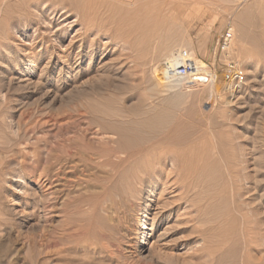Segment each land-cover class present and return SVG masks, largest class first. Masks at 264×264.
<instances>
[{
    "label": "rangeland",
    "instance_id": "rangeland-1",
    "mask_svg": "<svg viewBox=\"0 0 264 264\" xmlns=\"http://www.w3.org/2000/svg\"><path fill=\"white\" fill-rule=\"evenodd\" d=\"M131 1L132 4L123 0H83L85 7L81 6L82 11L76 7V11L71 9L69 4L72 1H69V6L49 2V5L32 4L29 16L13 10L10 15L6 14L7 18L2 22L0 106L5 110L0 114V140L11 139L15 144L3 146L0 141V148L4 147L7 152L1 154L0 151V264H63L68 261V264H92V259L88 261L92 258L90 254L69 260L64 254L65 246L55 243L56 232L59 235L64 233L62 229L74 222L65 218L67 214H60L61 204L59 212L51 213L53 216L50 217L36 205L38 203L33 199L32 192L41 191V187L36 183V174L32 173L33 162L40 159L41 169L47 165L44 158L49 151L63 150L68 144L74 149L73 154L79 150L89 154L97 149L103 141L94 134L98 127L94 124L97 121L92 109L117 111L121 103L125 107H137L140 100L151 94L147 93L150 86L154 84L157 87L158 79L161 82L167 80V84L179 83L180 87L174 93L183 94V101L178 104L181 108L176 106L171 109L177 116L174 123L178 127L176 134H181L185 127L190 128L195 150L203 155L199 168L190 170L191 175L197 177V191L201 197L199 238L188 236V232L180 234L175 231L168 237L171 241L167 238L168 242L165 240L157 245L159 252L156 249L152 253L139 254L138 246L134 244L137 238L132 235L130 239H133L124 246V252L130 258L129 264H264V211L253 214L252 208L257 207L254 202L249 205L244 203V211H237V204L233 202L237 189L231 181L234 171L238 170L239 191L244 190L243 197L237 196L239 202L247 201L254 195L256 191L250 189L257 181L264 189V0ZM205 6L214 10L203 14ZM233 6L241 9L234 12ZM87 12L92 21H98H93L97 25L92 26L94 29L87 30L85 27L82 15ZM99 23L106 25L100 31ZM229 29L234 34L235 44L230 55L246 72V77L238 86L224 79V66L219 57L220 36ZM179 33L180 37L177 36ZM85 35L88 37L81 45L79 39ZM133 37H137V42ZM161 50L159 53H164V57L156 54ZM51 52L56 53L55 59L52 56L54 60L47 62ZM174 53L180 55L175 57L177 65L171 69V62H167ZM154 55L160 58V62L158 57L153 58ZM57 56L71 62V67L63 74L60 73V65L54 64L58 62ZM135 57H138L137 60ZM187 58L196 67V72L180 76L176 68ZM167 75L170 77L166 78ZM216 78L225 82V89L231 87L226 90L224 100L227 103L221 109L215 107L218 102V93L214 92L218 82ZM168 93L171 96L173 91ZM211 97L212 102L215 101L210 105ZM163 108L167 112L166 106ZM25 132L31 134L30 140L17 145L25 141ZM75 145L83 146L77 148ZM79 159V156L74 158L75 162ZM24 160L27 167L21 166ZM79 168L84 169V166L78 167L67 190L71 200L84 199L96 191L94 183L88 179L90 171L80 172ZM82 173L87 174L83 176ZM188 205L183 204V209ZM81 208L86 207L74 209ZM68 221L72 224L68 225ZM91 221H78L80 225L75 226H84L82 232L86 233L82 235L81 244L90 245L94 241L89 230L93 233L94 228L99 227L93 226ZM179 236H183V240ZM103 241L106 247L110 246L107 240ZM105 254L99 255L98 259L93 257V261L101 258L120 264L118 259L109 261ZM192 255L195 260L198 258L195 262L191 261ZM65 258L67 261H64Z\"/></svg>",
    "mask_w": 264,
    "mask_h": 264
},
{
    "label": "bare ground",
    "instance_id": "bare-ground-1",
    "mask_svg": "<svg viewBox=\"0 0 264 264\" xmlns=\"http://www.w3.org/2000/svg\"><path fill=\"white\" fill-rule=\"evenodd\" d=\"M69 1L70 2L72 1V4H69ZM82 1L83 0H0V15H1L0 16V18H1L0 27L3 25L2 22H4V19L7 18L6 14L8 13L10 15L9 12H12L13 10L18 11L19 13H21V15L25 14V15L29 16L31 14V12L29 11V8L32 4H42V3L48 4V2L53 3V4L59 3L58 5L62 4L64 6L70 5L71 9H74V7H76V8H79V10H80L81 6L85 7L84 3L82 4ZM84 1H86V0H84ZM123 1L124 2L129 1V4L133 3V1H131V0H123ZM187 2L189 5V1H187ZM244 3H245V1H244ZM183 4H184V2H183ZM190 4H191V2H190ZM202 5H203V2H202ZM208 5H210V4H208ZM86 6H88V5H86ZM92 7H91V9H92ZM210 7H211V5H210ZM210 7L205 6V8L202 10L203 14L206 13L207 11L209 12V11H211V9H213ZM225 7H226V5H225ZM168 8H172V7H168ZM245 8L246 7H244V9ZM84 9L86 10V8H84ZM238 9H239L238 6L234 7L233 11L235 12ZM23 10H25V11L23 12ZM81 11H82V9H81ZM167 11L168 10H166V12ZM245 11H246V9H245ZM247 12H248V10H247ZM87 13L86 14L82 13L83 14L82 16H84L85 27H87V30H89L91 28L94 29L92 26H94L98 21L96 19L95 20L97 22L93 20L94 22H96L95 24H93L94 22L91 20V17L89 16L90 14L89 13L87 14ZM94 13H96V12H94ZM8 14H7V16H8ZM237 14L243 15V13L240 14V12L239 13L237 12ZM93 15H95V14H93ZM93 15H92V17H93ZM234 16H236V15H234ZM97 19H98V17H97ZM238 19H237V21H238ZM101 20H103V19L101 18ZM243 20H245V18ZM239 21H241V20H239ZM99 22H101L100 19H99ZM102 23H104V21ZM102 23L98 24V30L99 31L102 30V28L104 29V27L106 26V25H104L105 23L104 24H102ZM240 23H242V22H240ZM242 24L244 25V23H242ZM96 26L97 25H95V27ZM210 27H211V25H210ZM95 30H96V28H95ZM134 31H135V28L133 30V33H134ZM87 32H89V31H87ZM87 32H85V33H87ZM184 32H185V30H184ZM123 33H125V32H123ZM147 33L148 32H146V34ZM242 33L243 32H241V34ZM131 34L132 33H130V35ZM174 34H176V33H174ZM145 35H142V37ZM178 35L180 37V33L177 34V36ZM124 36H126V35H124ZM86 37H88V35H85L84 37L82 36V39H79L82 42L81 45L83 44ZM134 37H135V35H134ZM140 38H141V36H140ZM134 39H136L134 41L137 42V37ZM177 39H178V37H177ZM131 41H130V43H131ZM146 41H147V39H146ZM177 41L181 43V41H179V40H177ZM177 41H176V43H177ZM190 41H192V40L190 39ZM139 42H141V41H139ZM141 43H144V42H141ZM174 44H175V42H174ZM174 44H173V46H175ZM186 45H188V44H186ZM189 45H190V43H189ZM232 47H234V46L232 45ZM79 48H81V46ZM186 48L188 49V47H186ZM231 49H233V48H231ZM166 50L168 51V48H166ZM240 51H238V53ZM91 52L93 53V51H91ZM156 52H157L156 54H158L159 52H162V50L156 51ZM232 52H233V50H232ZM234 52H235V50H234ZM161 54L159 53L160 56H161ZM54 55H56V53L51 52L49 61H47V62L53 61L55 59ZM140 55H142V54H140ZM179 55L180 54H178V53H174L171 57V60L170 59L168 60V62H167L168 64H169V61L171 62L170 63L171 69H174L175 65H177L176 58ZM186 55H187V53H186ZM52 56L54 59L52 58ZM146 57H147V55H146ZM157 57L158 56L156 55L153 58H157ZM163 57H164V55H163ZM236 57H239V56L236 55ZM137 58H136V60H137ZM141 59H142V57H141ZM157 59H155V60H157ZM56 60L58 62H56L54 64L58 65V66L60 65L59 69H60L61 74H63L66 70H68L71 67L70 66L71 62L63 56L62 57L57 56ZM158 60H159L158 62H160V58ZM59 61H60V63H59ZM143 61H145V60H143ZM185 61L190 62L189 58H187ZM147 63H148V61H147ZM149 64H147V67ZM155 64H157V61ZM139 65H141V64H139ZM143 66H144V63H143ZM155 68H154V70H155ZM144 69H145V67H144ZM117 71H119V70H117ZM42 74H44V73H42ZM167 77H170V76L167 75L166 78ZM161 78H162V75H161ZM28 79L30 80V77ZM172 79H173V77H172ZM216 79L218 80V82H217V87L215 88L214 92H216V94L218 93L217 94L218 95V97H217L218 102L216 103L215 107L216 108L219 107L218 109H221L222 106H224L227 103L224 100V97H225L224 95H226V90H228V89L230 90L231 87L228 89H225L226 88L225 87L226 85H224L225 82L220 78H216ZM24 80H26V79H24ZM168 80L170 82V79H168ZM134 84H136V83H134ZM156 84H157V87L154 84H152L154 87L151 88L152 85L150 86V92L148 91L147 93H151V94H149L145 100H140V103L137 107H132V106H130V107L126 106L125 107L121 103L120 104L121 106L117 107V111L116 110L100 111L96 108L94 110L91 108L93 111L92 113L95 117L94 119H95V121H97L94 124L96 127H98V128L94 127L95 130L97 129L94 132V134L99 139H101L103 141V145H99L97 147V149L95 148L96 150L93 149V151H91L89 154L88 153H80V150L78 151V149H76V147L81 148L83 145L81 147L75 145L76 146L75 149L78 152L75 151L76 153L73 154L74 149L72 150L71 146H69V144H68V146L65 145L66 147L63 150H58V151H55L53 153L51 151H49V153L46 154V158H44V159H46L45 161L47 162V163H45V165L46 164L47 165L42 167L41 169H40V163H39L40 159L37 158V160H35L33 162L35 164L34 165L35 167H34V170L32 171V173L34 175L36 174L35 177L37 176L36 177L37 181L36 180L35 181L41 187V191L37 192L35 190L34 193L32 192V195H34V196L31 195L32 197H34L33 199L38 203L36 205L37 206L39 205L42 209L41 211L44 212L46 215H49V217H50V216H53L52 214H55L56 211L59 212L58 208L60 207V204H61V205H63V207L61 206L62 208L61 207L60 208L62 209L61 212H63V213L60 212V214H65V215L67 214L66 215L67 217H65V218H68L69 221L74 222L73 225H71L72 223L68 221V223H70L68 225H71V226H69L68 228L66 227V229L64 228L65 230L62 229V231H64V233H62L60 235L56 232V238L55 239L53 238L55 240V243L61 244L62 246H65V249H64V247H63V249L66 251V253H64V252H62V253L67 254L65 257L69 258V260L71 257L74 258V257L78 256V258H79V256L81 257L83 254L84 255L90 254V255H92V258H89L88 261H91V259H92V261H91L92 264H94V263L95 264H113L111 261L112 259H118L120 264H129L130 258L126 255L127 253L124 252L126 249V248H124V246L126 244L128 245L129 240L133 239V238L130 239L132 235H134V237L137 238V241L134 239V241H136L134 244H137L139 254H143L145 252L152 253L154 250L157 249L156 247L158 244L167 240V238L170 236V234L174 233L175 231H179L180 234L181 233L184 234L185 232H188L189 233L188 236H191V237L198 236L197 234L199 232V227H200L199 224L201 223L200 222V220H201V209L199 207L201 197L198 196L197 177L195 175L192 176L190 173V170L195 169V168H197V169L199 168V162L201 159H203V155L200 153H197L195 150V147L192 143V139H190L191 133H192L190 128L185 127L183 129V131L181 132V134H179V135L176 134V129H178V127H175L176 124H174V123L176 122L177 116L172 113L171 109L173 110V108H176V106H179L178 105L179 102L182 103V101H183V94L182 93H174V91H176L180 87L179 83L176 82V83L167 84V80L161 82L158 79ZM165 85L167 87H168V85H170V86H169V88H164ZM223 85H224V87H223ZM133 86H135V85H133ZM147 89H148V87H147ZM168 91L169 92L173 91L171 96H169L170 93H168ZM212 98L213 97H211V100L209 103L210 105L212 103H214V101H215L214 100L212 102V100H213ZM118 103H119V101H118ZM165 106H166V109H168L167 112H165L166 110L164 108L162 109V107H165ZM15 109H16V107H15ZM187 109H184V110H187ZM4 110H5L4 107L0 106V114L4 113ZM91 119L94 122L93 116ZM91 121H90V123H91ZM207 123H209V122H207ZM91 124H93V123H91ZM92 130L94 131V129H92ZM85 131H87V130H85ZM29 136H31V134L25 132L23 134V138L25 141L18 142L17 145H21L23 143L24 144L28 143V141L30 140ZM72 136H75V135H72ZM0 141H2L1 145H3V146L10 145L12 143L15 144L11 139H9V140L7 139V141H6V139L3 138ZM80 141H81V139H80ZM71 142H73V140ZM55 146H57V145H55ZM89 146H90V144H89ZM89 146L85 145L84 147H89ZM61 147H62V145H61ZM92 148H94V147H92ZM0 151L2 154V152H5V148L1 147ZM5 153H7V152H5ZM5 153H3V154H5ZM76 156H79L81 158V159H79L80 160L79 162H75L74 158ZM31 160H32V158H31ZM26 162L27 161H25V160L23 162L21 161V164H22L21 166H25ZM29 163L33 164L32 161H30ZM29 163H28V165H29ZM41 165H42V163H41ZM81 165H82V168L84 166V169L79 168L81 170L80 172H84L83 170H85V172L90 171V173L88 172L89 174H91L90 176L87 173H85V174H87L88 179L94 183L92 185L94 186L96 191H94L95 192L94 194H92L89 197H85L84 199L79 198L76 200L75 199L71 200L70 194H68L67 190H68V187H70L69 183L71 182L72 176L73 175L76 176L75 174L77 173V169ZM25 167H27V165ZM201 171H202V167H201ZM37 173H39V175ZM85 174H83V176H85ZM239 175H240V173L238 170L234 171V173L232 175V180H231L232 186L235 185V188L237 189V191H236L237 195H236V197L233 198L234 204L235 205L237 204L236 205L237 211H239V212L244 211V209H245L244 203L249 205V204H251V202H254V203H257V207L252 208L251 212L253 214L261 213L262 210L264 211V206H263L264 205V200H263L264 189L262 188V185H260L261 183H258V181H257L252 186V188L250 189V190L254 189L253 190L254 192L256 191L254 193V195L249 197V199L247 201L241 199L243 202L240 201L241 202L240 203L238 200V197H240V198L243 197L242 192L244 190L239 191L240 190L239 189L240 185L238 183V180L240 178ZM77 176H79V175H77ZM83 185H84V183H83ZM47 186H48V188H47L48 190L46 189L47 191H45V190L43 191V189ZM178 191H179V193H176ZM186 203L189 205H188V207L183 209L182 206H183V204H186ZM78 206H81L83 208L86 207V208L83 210H82V208L79 210L74 209L75 207H78ZM69 209H73V210L69 213H66L67 210H69ZM80 218L84 219L85 221L88 220V222L91 220H94L93 222L91 221V223H93V226L95 225V227L98 226L100 228V230H99V228H97L98 230L96 228H94L93 233H91L92 230L91 231L89 230V234L90 235L92 234L91 237L93 236V238H94V241H92V243L90 245H85V244L80 243L83 240V239H81L82 235H84L83 233H86V232H82V227H84V226H82V227L78 226L77 228H75V226L80 225V222L77 223L78 221H84V220H81ZM262 222H264V221H262ZM83 224L85 225V223H83ZM87 226H85V227H87ZM59 233H61V232H59ZM181 237L183 240V236H181ZM181 237L179 236L180 239H181ZM175 238L177 239V237H175ZM175 238H173V239H175ZM198 238H199V236H198ZM103 240H107L106 242L108 244H110L111 247L110 246L106 247L105 246L106 243L104 244ZM168 240H169V238H168ZM168 240H167V242H168ZM169 241H171V240H169ZM165 244H167V243L165 242ZM130 245H131V243H130ZM195 245H196V243H195ZM110 248H112L113 250H111ZM162 248H161V250H162ZM195 250H197V249H195ZM157 251L159 252L160 248L157 249L156 252ZM80 252H82V254ZM59 253L61 254V251ZM102 254L108 255L109 261H111V262H108V261L106 262L101 258H99V260H95L97 262L93 261V259L95 257L97 258V257H99V255H102ZM105 255H103V256H105ZM72 258H71V261L73 260ZM197 259L198 258L196 257V260ZM196 260H195L194 255H192L191 261L195 262ZM64 261H67L66 258ZM68 262H66V263L63 262V264H68Z\"/></svg>",
    "mask_w": 264,
    "mask_h": 264
},
{
    "label": "built area",
    "instance_id": "built-area-1",
    "mask_svg": "<svg viewBox=\"0 0 264 264\" xmlns=\"http://www.w3.org/2000/svg\"><path fill=\"white\" fill-rule=\"evenodd\" d=\"M233 32L231 29L224 31L220 36L219 57L224 66V79L234 85H241L246 77V72L238 61L231 57L230 51L233 45ZM196 67L192 63L185 61L176 68V73L180 76H190L196 72Z\"/></svg>",
    "mask_w": 264,
    "mask_h": 264
}]
</instances>
